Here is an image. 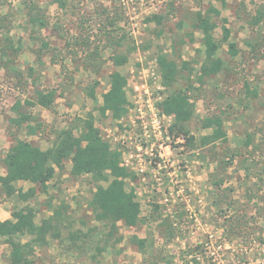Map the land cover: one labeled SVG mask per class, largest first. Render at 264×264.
I'll return each instance as SVG.
<instances>
[{"label":"rangeland","instance_id":"374dc122","mask_svg":"<svg viewBox=\"0 0 264 264\" xmlns=\"http://www.w3.org/2000/svg\"><path fill=\"white\" fill-rule=\"evenodd\" d=\"M28 1L0 0V11L10 22L6 34L19 50L14 55L15 66L22 73L9 69L11 56L0 51V173L5 152L15 141L12 133L48 147L54 129L70 126L80 117H92L134 173L126 179V187L135 190L145 219L138 228L120 221L116 236L124 239L106 245L108 228L93 220L88 208L95 186L87 176L70 175L67 161L49 193L37 195L41 201L37 220L47 209L45 201L53 196L54 203L66 200L71 205L76 221L73 229L81 226L88 231L94 225L97 230L79 250H67L58 240H50L34 253L36 264H264V19L255 24L250 18L257 6L264 10V0H227L225 6L217 0H65L64 6L57 0H32L43 7L48 21L37 31L27 24ZM210 5L221 12L219 18L215 16L219 23L215 36L222 37V18L231 29L230 38L219 50L226 69L202 83L192 82L193 88H188L195 103V113L187 123L190 135L176 136L170 131L171 120L164 122L161 134L152 132L137 140L140 123L133 125L130 110L118 120L100 111L111 74L119 71L126 77L129 108L134 105L130 83L141 85L144 70L158 67L161 50L174 58L178 52L182 59L192 61L196 75L205 53L202 35L187 16ZM155 14L162 15L160 23L148 21ZM110 15L117 16V26L111 30L126 36L118 49L105 47L101 37V26ZM72 36L90 37L92 44L100 46L103 64L98 70L85 66L83 52L72 55L67 43ZM231 42L240 50L236 56L229 52ZM147 43L150 47L143 49ZM131 46L135 50L128 60L116 65L112 56ZM96 81L92 97L89 92ZM178 85L189 86L183 78ZM35 87L55 88L58 96L52 109L27 106L43 125L38 135L29 136L25 126L17 127L10 118L15 116L12 106L17 98L22 102L32 99ZM156 88L152 85L150 91L161 111L162 100L157 97L164 100L167 91ZM217 114L223 117L228 142L201 146V137L213 132L204 121ZM35 201L31 200L32 205ZM1 204L13 209V202L3 196ZM165 222L177 233L170 241L162 235ZM132 235L146 239L145 250L131 243ZM9 251L0 242V264H9Z\"/></svg>","mask_w":264,"mask_h":264},{"label":"trees","instance_id":"16d2710c","mask_svg":"<svg viewBox=\"0 0 264 264\" xmlns=\"http://www.w3.org/2000/svg\"><path fill=\"white\" fill-rule=\"evenodd\" d=\"M57 1L60 5H65V0ZM217 1H220L223 6L227 4V0ZM25 14L27 24L33 28L32 31L41 30L48 25L45 10L36 1L27 2ZM220 14L217 7L210 5L206 10L198 9L187 16L194 30L199 31L202 35L200 41L205 53V58L196 75H194L192 61L182 59L180 53L177 52L178 57L174 58L163 53L162 50L159 52L158 70L161 75V85L167 91L166 97L159 103V106L164 114L173 116L170 131L175 132L176 136L190 135L187 123L195 113V103L188 92L189 87L193 88L192 82L202 83L205 78L213 77L227 67L224 59L219 56V50L223 43L230 38L231 29L227 26V19L222 18L220 25L222 37L219 39L215 36V31L219 26L216 18H219ZM216 15L218 17L215 18ZM161 18L162 15L155 14L149 17L148 21L160 23ZM250 18L253 23H260L264 19V10L257 6L255 11L250 13ZM9 23L7 16L0 11V37L4 35L0 38L2 39L0 51L11 56L9 64L7 63L8 68L17 75H21L22 73L15 66L14 57L19 50L11 37L6 34V31L8 33L9 30ZM181 23H184V20ZM103 24L101 37L106 40L105 47L118 49L123 46L126 40L125 34L119 35L116 29L111 30L112 27L116 28L117 26V16H108ZM68 40L67 43L68 46H71L70 51L72 55L74 54L73 56L77 57L80 51L83 52V61L87 68L98 70L102 66L100 46L92 44L90 37L72 36ZM43 45L47 46V43L44 42ZM150 45L147 43L142 47L145 49ZM174 48L177 50L176 47ZM133 50H135V46L129 47L124 53H115L112 56L114 63L120 65L126 62ZM229 52L233 56L239 54L240 50L236 43L229 44ZM62 67L66 68L65 64L62 63ZM182 78L188 83L187 88L178 85L179 79ZM97 84L98 81L90 89L89 94L92 97L95 96ZM126 85V77L121 72L115 71L111 74L110 88L103 94V104L100 107L103 115L109 113L113 119H120L128 113L130 101L127 97ZM34 91L32 99H24L22 102L20 98H17L12 106L17 116L10 119V122L17 127L25 126L30 134L38 132L41 122L38 117L28 112L27 106L40 105L52 109L58 96L55 88L40 89L35 87ZM32 120L37 123L33 124ZM204 122L206 128H213V132L201 137V146L205 147L215 142L225 144L228 142L224 120L220 114L207 118ZM52 133L55 134V137L51 148L42 150L33 146L29 141L17 139L4 157L7 172L5 175H0V194L10 197L17 193L18 201L24 203L23 206L14 208L13 219L0 220V236H4L11 246L9 264H36L35 246H47L50 244V240H58V243L64 245L67 250H79L84 248L82 243L87 244L92 234L97 230L94 225H91L88 231H84L81 226L73 229L76 221L71 213V205L66 200L55 205L53 196L45 201L47 207L53 208L52 214L42 218L39 224L35 221L39 207L33 206L31 200H35L39 192H49V182L56 175V166L62 170L68 160L73 163L71 174L74 177L86 174L89 181L95 186L88 208L92 211L93 220L108 228L104 240L106 245H115L124 239L122 235L116 236L119 232L120 221L129 227L138 228L145 220L142 217L141 203L137 199L135 190H128L126 187V179L134 177V173L122 165L121 151L111 148L110 142L102 135L92 117H80L72 125L56 128ZM11 136L14 138L15 133H12ZM193 138V136H189V139ZM225 148L229 149L228 146ZM263 173L260 175L261 179H263ZM21 180L29 181L33 185L24 191L16 186V183ZM152 216L158 219L155 213ZM81 223L86 224L84 220ZM165 225L162 235L170 241L177 233L170 223L165 222ZM64 232L67 233L66 236H64ZM25 236H28V239L23 242L22 238ZM130 241L139 249H146V239L132 235ZM97 249L101 252V246H98Z\"/></svg>","mask_w":264,"mask_h":264},{"label":"built area","instance_id":"2783aa9c","mask_svg":"<svg viewBox=\"0 0 264 264\" xmlns=\"http://www.w3.org/2000/svg\"><path fill=\"white\" fill-rule=\"evenodd\" d=\"M157 68H150L144 70L142 77V84L130 83L133 90V107L129 108L132 117V123L136 127L139 124L138 130L140 133L136 134V139L148 138L152 132L159 134L162 133L165 121L173 120L172 115H166L160 111L156 106V100L153 98V93L150 91L151 86L154 85L156 89H161V75L158 73ZM157 100H163L162 96L158 95ZM139 115H136V114ZM134 115V117H133ZM148 118V119H147ZM171 126V125H169ZM122 165L128 167L129 164L123 159ZM221 248V246H219ZM214 254V253H213Z\"/></svg>","mask_w":264,"mask_h":264},{"label":"crops","instance_id":"0c3cea01","mask_svg":"<svg viewBox=\"0 0 264 264\" xmlns=\"http://www.w3.org/2000/svg\"><path fill=\"white\" fill-rule=\"evenodd\" d=\"M55 102H56V100H55ZM54 102V103H55ZM13 110V109H12ZM109 114V113H108ZM17 115H16V113H15V116H12V117H16ZM11 117V118H12ZM10 118V119H11ZM82 118H86V117H82ZM114 120H118V119H114ZM32 122V121H31ZM34 124V123H33ZM43 126V125H42ZM42 126L40 127V129L42 128ZM97 126V125H96ZM65 127H68V126H65ZM64 128V127H63ZM58 129V128H57ZM25 132H26V134L27 135H29V136H35V135H38L39 134V129H38V132L37 133H34V134H30L28 131H27V129L25 130ZM15 141H17V139H22V140H26V141H29L33 146H36V147H39V148H41L42 150H47V149H49V148H51V146H52V144L50 145V146H46V147H43L42 146V144L41 143H39V142H37V141H33V140H27V139H24V138H21V137H18V135L16 136V134H15V136H14V138H13ZM15 141H14V143H15ZM14 143H12V145L14 144ZM12 145H10V147L12 146ZM10 147L6 150V152H5V156H6V154L8 153V151H9V149H10ZM4 156V157H5ZM4 157H3V159H2V163H3V166H1L2 167V173H0V175H5L6 174V172H7V170H6V166H5V163H4ZM69 161V163H70V165H71V170H72V165H73V163L70 161V160H68ZM67 162V161H66ZM65 162V163H66ZM64 167H65V164H64ZM64 169V168H63ZM59 171H62L61 169H59L57 166H56V175H55V177L57 176V174H58V172ZM70 173H71V171H70ZM69 175V174H68ZM70 175H72V174H70ZM81 176H87L88 177V175H86V174H84V175H81ZM81 176H78V177H81ZM54 177V178H55ZM53 178V179H54ZM53 179L49 182V191H50V189H51V187H52V182H53ZM26 184L28 185L27 187H26ZM33 185V183H31V182H29V181H24V180H21V181H18L17 183H16V186L18 187V188H21V189H23L24 191H27L31 186ZM54 187V186H53ZM95 190H93V192H94ZM93 192H92V195H91V197H90V200L92 199V197H93ZM49 193V192H48ZM48 193H44V192H39L38 194H48ZM37 194V195H38ZM0 196H3V197H5V198H8L9 200H11L12 202H13V209L12 210H9V209H7V206L5 205V204H1L0 205V220L1 221H5V220H8V219H13V211H14V208L16 207V206H23L24 205V203L23 202H19L18 201V194L16 193V194H14L13 196H10V197H7L5 194H0ZM36 198H37V196H36ZM36 201V205H33V206H35V207H37L39 204H41V201H39V199L37 198V199H35ZM89 200V201H90ZM88 201V202H89ZM55 201H54V199H53V203H54ZM32 204V203H31ZM38 204V205H37ZM55 205H58L59 203H54ZM47 206V205H46ZM38 208V207H37ZM39 211V210H38ZM52 211H53V208H49V207H47V209H45V211L43 212L42 211V217H41V219H40V221H38L37 220V216H36V219H35V221H36V223H40L41 222V220H42V218H45V217H48L50 214H52ZM37 215H38V213H37ZM28 239V236H25V237H23L22 238V241L23 242H25L26 240ZM0 242H1V244L3 245V243L5 244V245H7L8 247H9V250L11 251V246L8 244V242L6 241V238L4 237V236H0ZM40 248H43V246L42 245H37V246H35V252L37 251V250H39ZM10 251H9V254H10ZM35 255V254H34ZM35 258V257H34Z\"/></svg>","mask_w":264,"mask_h":264}]
</instances>
